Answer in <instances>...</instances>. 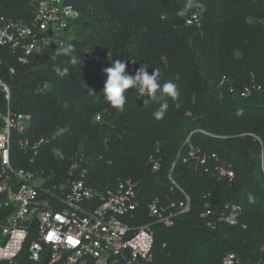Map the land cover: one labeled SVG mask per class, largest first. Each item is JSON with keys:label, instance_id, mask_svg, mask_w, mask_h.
<instances>
[{"label": "trees", "instance_id": "16d2710c", "mask_svg": "<svg viewBox=\"0 0 264 264\" xmlns=\"http://www.w3.org/2000/svg\"><path fill=\"white\" fill-rule=\"evenodd\" d=\"M67 2L80 14L64 37L75 47L77 65L66 56L53 58L56 45L25 65L0 50L5 53L0 80L10 91L8 102L0 93V112L30 114L28 136L62 130L32 163L13 145V167L54 182L65 179L73 161L83 157L85 180L97 191L135 181L139 207L130 224L150 226L149 264H223L227 254L239 264H259L264 255V0H193L190 9L188 0ZM182 10L185 15H178ZM33 12L32 0H0V15L8 19L29 22ZM86 49L99 55L92 67L83 61ZM115 60L126 62V74L134 76L146 64L149 73L159 69L161 83L178 84L179 98L166 97L162 120L153 116L159 104L144 105L147 97L132 89L122 111L103 100V69ZM57 67L66 71L58 73ZM187 138L206 154L205 165L183 162L185 146L178 156ZM150 156L159 159L157 171ZM219 165L229 166L231 182L214 175ZM184 195L189 210L172 227L149 217L153 200L164 205ZM7 213L0 211V224ZM222 214H231L236 223L220 221ZM31 223L33 229L36 220ZM33 239L29 234L17 257L2 264H48L47 251L37 262L29 259Z\"/></svg>", "mask_w": 264, "mask_h": 264}, {"label": "built area", "instance_id": "2783aa9c", "mask_svg": "<svg viewBox=\"0 0 264 264\" xmlns=\"http://www.w3.org/2000/svg\"><path fill=\"white\" fill-rule=\"evenodd\" d=\"M32 2L34 12L29 22L0 15V50L14 55L22 65L51 45H66V30L80 15L67 0ZM4 55L0 54V66ZM83 59L92 67L99 62V55L86 49ZM10 73H14L13 68ZM0 93L8 102L9 87L2 80ZM95 119L98 121L99 116ZM0 120V211L8 210L0 224V264L11 263L31 233L34 239L29 244L28 256L35 262L45 251L48 264L151 262L153 233L150 226L130 224L139 207L135 181L126 179L114 189L97 191L85 180L87 170L82 166L83 157L73 161L65 179L55 178L54 182L36 172L15 168L11 163L13 145L26 153L32 163L40 149L54 143L62 130L47 136H28L31 115L13 113L9 108L0 112ZM182 161L205 165L207 156L187 138ZM149 163L153 171L159 169V159L150 156ZM214 175L228 182L233 178V172L225 165L215 167ZM188 210L186 195L180 201H168L163 205L153 200L147 205L149 217L165 227H172L175 219ZM34 219L36 225L32 229ZM219 220L230 225L236 223L231 214H222ZM208 226L213 225L209 223ZM223 264L239 263L234 254H227ZM259 264H264V255Z\"/></svg>", "mask_w": 264, "mask_h": 264}, {"label": "clouds", "instance_id": "9594fccd", "mask_svg": "<svg viewBox=\"0 0 264 264\" xmlns=\"http://www.w3.org/2000/svg\"><path fill=\"white\" fill-rule=\"evenodd\" d=\"M192 6L193 0H188L186 9H190ZM178 15L184 16L185 10L180 11ZM57 56L69 57L73 65H77L80 62L78 56L75 55V47L71 43L57 47L55 51H53V58ZM126 66V62L115 60L111 62V67L103 69L106 75L102 90L103 100H105L111 108L122 111L127 101L128 90L132 89L133 92L138 93L139 98L147 97V99L143 100L144 105L149 103L159 104L153 116L157 121L162 120L169 107L166 97L171 98L173 101L179 98L180 92L178 84L172 80L161 83L160 71L158 68L152 69V72L149 73L148 66L142 64L133 76L126 74ZM55 71L62 73V71H66V69L62 70L57 67ZM176 79L178 80L179 76H177ZM84 86L87 88L86 85ZM88 90L94 94L92 90ZM248 199L252 202L254 198L249 194Z\"/></svg>", "mask_w": 264, "mask_h": 264}, {"label": "water", "instance_id": "95a60500", "mask_svg": "<svg viewBox=\"0 0 264 264\" xmlns=\"http://www.w3.org/2000/svg\"><path fill=\"white\" fill-rule=\"evenodd\" d=\"M184 146H185V143L183 144V146H182V149L180 150V152H179L178 156H179V155H180V153L182 152V150H183Z\"/></svg>", "mask_w": 264, "mask_h": 264}]
</instances>
